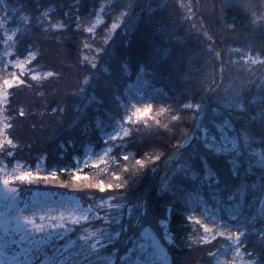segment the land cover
<instances>
[{
  "label": "trees",
  "instance_id": "obj_1",
  "mask_svg": "<svg viewBox=\"0 0 264 264\" xmlns=\"http://www.w3.org/2000/svg\"><path fill=\"white\" fill-rule=\"evenodd\" d=\"M2 2L9 19L0 21V54L12 30L9 59L27 58L28 64L15 69L25 84L8 89L3 105L11 143L0 146V167L20 162L34 170L42 164L47 179L20 182L21 192L70 191L101 215L49 241L42 262L73 243L67 264H132L149 258L138 246L148 225L171 264H215L227 239L205 240L200 223L188 217L193 197L240 226L245 252L264 261V164L254 163L246 150L206 147L211 134L220 141V133L228 132L250 138L248 148L264 152L257 106L264 94V0H191V9L188 0ZM137 87L153 94L148 117L130 124L118 143H108L106 164L73 179L75 159L105 145L104 132L113 125L108 120L102 133L96 118L104 121L106 111L124 116ZM238 91L242 106L232 102ZM101 182L113 187L102 192Z\"/></svg>",
  "mask_w": 264,
  "mask_h": 264
},
{
  "label": "rangeland",
  "instance_id": "obj_2",
  "mask_svg": "<svg viewBox=\"0 0 264 264\" xmlns=\"http://www.w3.org/2000/svg\"><path fill=\"white\" fill-rule=\"evenodd\" d=\"M186 6L191 9V0H188ZM259 17L255 16V19L259 20ZM8 19L6 7L0 0V21L5 24ZM13 35L14 31L8 30V43L3 53L0 54V85L3 84L5 79H13L14 76H18L15 69L20 68L19 63L24 64L23 69L28 64L27 58L25 60L19 58L9 59ZM247 57L251 59V56L248 55ZM253 60V62L258 61V59ZM34 76L38 77V74H34ZM18 82L15 81L14 85ZM4 90L8 92L6 86ZM134 93L130 97V102L125 106L126 111L121 118L113 116L111 111H106L104 121L96 118V126L102 127V133L105 125L111 122L108 120H112L113 125L104 132L103 141L105 145L99 148L89 147L82 156L75 159L76 164L69 169L75 175L80 174L87 167L106 164L110 158L109 153L111 150L108 143H113V141L118 143V140L127 135L133 123H139L148 117L151 110L146 115H138V112L148 106H151L152 109L153 94L146 92L143 87H137ZM4 103L5 100H0V146L9 141L3 113ZM213 137H215V141H213ZM248 139L222 132L220 133V141H216V136L211 134V140L207 143H214L216 149H221V146H223L221 151L246 150L248 156L254 155V163L263 165L260 162L261 157L264 156L263 150L252 149L253 151H251V147L248 148L250 143ZM24 172H32L33 177L48 175L45 166L42 164H39L34 170L20 162L15 163L13 166L1 164L0 167V264H33L37 260L35 251L37 247L42 250L52 239L68 236L73 231L74 224L80 225L101 217L93 205L80 200L70 191L63 193L53 191L32 192L28 189L26 193L21 192L19 183L31 182V179L20 181L13 178ZM5 178L10 181L8 185L3 184ZM25 217H27V220H25ZM42 217L43 219H41ZM188 217L194 222L200 223L204 230L205 240L211 241L217 237L227 239L226 245L228 247L224 246L222 251L218 253L215 264H247L249 260H252L242 245L240 246V253H236L235 246L232 245L228 236L231 235L234 239L237 231L243 233V230L240 226H235L226 220L217 206L206 203L204 199L193 197L190 201ZM221 232L224 235H220ZM141 236L144 241L140 242L138 246L141 251L149 252L150 255H148L149 258L138 257L132 264H156L155 260L158 261V264H171L166 246L163 245L162 240L151 227L145 226L142 229ZM168 240H171V238L168 237ZM33 241H36L35 245ZM15 244L17 247H15ZM72 244L67 245L64 251L57 254L55 258H47V262H43V264H61V262L67 264L69 256L66 250L68 251Z\"/></svg>",
  "mask_w": 264,
  "mask_h": 264
},
{
  "label": "snow or ice",
  "instance_id": "obj_3",
  "mask_svg": "<svg viewBox=\"0 0 264 264\" xmlns=\"http://www.w3.org/2000/svg\"><path fill=\"white\" fill-rule=\"evenodd\" d=\"M51 27H56V25H51ZM113 27H117V25H113ZM89 31H91V29H89ZM209 50H211V45H209ZM28 56H29L30 58H34L35 54L32 53V52H28ZM18 66H19L21 69H23V68L25 67L23 63H19ZM92 67H93V68H96L97 66H96L95 64H93ZM29 71H30V70H29ZM46 75H48V76H52V75H55V74H54V73H47ZM95 78H96V76H95V73H94V74H93V79H95ZM33 79H36V77L33 76ZM100 79L103 80V77H100ZM15 81H19V84H25V81L22 80V79H20L18 76H14L13 79H5V80L3 81V84L0 85V100H7L8 96H9V92L5 91L4 88H5V86H6L8 89H13V88H14V82H15ZM85 82L87 83L88 80L86 79ZM106 83H107V82H106ZM244 100H245V97H244V96L238 91V92L235 94V96L233 97L232 102L242 106ZM194 106H195V108H197V109H203V107H204V105H203L202 103H197V104H195ZM257 106L261 107V109H262V110H261V113H260V119H261L262 122H264V94L261 95V98H260V100H259ZM192 107H193V105H191V104H187V105H185V108H192ZM150 110H151V106H148L147 108H145V109L139 111V112H138V115H146ZM24 115H25V112H24V111H21V112H20V116H24ZM253 119H256V118L253 117ZM7 126H8V127H11L10 124L7 125ZM212 139H213V141H215V137H213ZM185 142H186V143H189V142L187 141V139H186ZM260 142H261V143H264V139H262ZM8 143H11V140H9ZM206 147H207L210 151H213V150L221 151V150H223V146H221V149H216V145H215L214 143H207V144H206ZM230 151H231V150H230ZM125 159H127V157H125ZM182 159H184V157H182ZM186 159L194 162V159H195V158H194L193 155L189 154V155L186 157ZM231 162H232V164H233V166H234V170H235L236 168H238V165H237L235 159H233ZM260 162H261L262 164H264V156L261 157V161H260ZM201 163H203V161H202ZM51 175H52V177H55L56 174L53 172ZM32 178H33V173H32V172H24V173L20 174L18 177H14L13 179H18V180H20V181H24V180H30V179H32ZM44 179H47V177H44ZM73 179H76V180L81 179L80 174L77 173V174L73 177ZM176 179H177L179 182H181V183L184 182V181L182 180L181 177H176ZM9 183H10L9 179L5 178V179L3 180V184H4V185H8ZM97 187H99V189L103 192V191H105V188H106V187L110 189V188L113 187V185L109 184V185L105 186V185L103 184V182H101L99 185H97ZM120 187H122V185H121ZM260 192H261V196L264 197V185L261 186ZM229 199L231 200V199H233V197L230 196ZM227 210H228L229 214H231V207H230V206L228 207ZM41 219H43V217H42ZM25 220H27V217H25ZM29 223H31V221H29ZM53 227H55V225H53ZM205 230H207V229H205ZM245 230H247V229H246V226H245ZM243 234H244V233H242V232H240V231H237V233L235 234V238H234V239H233V237H232L231 235L228 236V239L231 240L232 245L235 246V251H236L237 254L240 253V246L244 243V241L241 239V236H242ZM117 235H119V233H117ZM220 235H224V233L221 232ZM260 235H261L262 237H264V229H261V230H260ZM110 238H111V237H109V239H110ZM33 244L35 245V244H36V241H33ZM95 247H96L95 245H92V248H95ZM225 247L227 248L228 245H225ZM35 251H36V253H37V256H36V258H37V264H43V262L40 260L39 257H40V255L47 256V253H46V252H42L38 247L35 249ZM210 255L215 256L216 253H210ZM249 255H254V253H249ZM61 264H62V262H61ZM85 264H87V261L85 262ZM247 264H264V261H260V260H249V261L247 262Z\"/></svg>",
  "mask_w": 264,
  "mask_h": 264
}]
</instances>
